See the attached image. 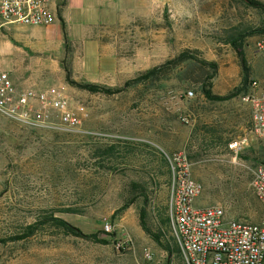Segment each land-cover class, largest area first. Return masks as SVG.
Returning a JSON list of instances; mask_svg holds the SVG:
<instances>
[{
    "label": "rangeland",
    "instance_id": "obj_1",
    "mask_svg": "<svg viewBox=\"0 0 264 264\" xmlns=\"http://www.w3.org/2000/svg\"><path fill=\"white\" fill-rule=\"evenodd\" d=\"M70 1L52 0L50 27L0 35V69L17 85L62 88L88 113L73 133L0 117V264H185L180 252L167 254L140 226L141 210L152 234L157 212L169 215L165 153H186L202 185L199 207L220 206L226 218L264 227V206L251 188L264 144L249 135L243 101L253 80L264 91V34H249L264 29V14L235 0H79L58 14L54 7ZM30 31L51 34L52 46L25 44L35 37ZM228 32L247 34L246 82L236 51L220 41ZM183 51L216 65L212 94L235 97L207 100L202 89L213 72L194 60L161 67ZM155 67L161 69L153 77L112 95L76 85L121 89ZM245 135L249 146L235 155L228 145ZM112 145L115 157L104 154ZM50 212L107 243L45 224L25 235Z\"/></svg>",
    "mask_w": 264,
    "mask_h": 264
},
{
    "label": "built area",
    "instance_id": "obj_2",
    "mask_svg": "<svg viewBox=\"0 0 264 264\" xmlns=\"http://www.w3.org/2000/svg\"><path fill=\"white\" fill-rule=\"evenodd\" d=\"M54 19L51 0H0V35L13 34L15 27H48ZM243 101L251 111L249 135L264 144V91L257 81L250 82ZM0 117L23 127L56 126L73 133L81 131L88 113L62 88L22 87L8 70L0 69ZM250 136L230 142L229 150L238 155L249 146ZM164 159L170 168L169 227L184 263L264 264V227L226 218L220 206H195L202 185L192 177L186 153H165ZM251 188L264 206V161L252 170ZM110 230L111 226L105 224L104 231ZM145 257L149 259L150 253Z\"/></svg>",
    "mask_w": 264,
    "mask_h": 264
},
{
    "label": "trees",
    "instance_id": "obj_3",
    "mask_svg": "<svg viewBox=\"0 0 264 264\" xmlns=\"http://www.w3.org/2000/svg\"><path fill=\"white\" fill-rule=\"evenodd\" d=\"M235 1H239L244 5H247L251 8H254L256 10H258L260 13L264 14V3H261L257 0H235ZM253 31V30H252ZM260 31V33L264 34V29H257L253 32H249V34H253ZM247 36L246 33H227V35L220 41H222L224 44L231 46L237 53V55L239 56L240 59V65L242 67V70L244 71V76H243V81L246 82L247 81V75L245 74L246 69V61H245V57L243 54V40L244 38ZM194 60L197 63H199L200 65L203 66H208L213 74H211L210 76L207 77V81H211L215 75V72L217 70L216 65L209 63L205 60L199 59L198 57H196L194 54H192L189 51H183L181 52L175 59L167 62L166 64H164L161 67H166L169 65H177L180 62H183L185 60ZM161 67H155L153 69L148 70L146 73L142 74L141 76H138L132 80H128L125 82L124 87L121 89H112V88H107V87H103V86H98V85H94V84H84V85H80V84H76L78 87H82L92 93H103L106 95H112L115 93H118L120 91H122L125 88L130 87L131 85H134L140 81L143 80H148L149 78L153 77L155 74H157V72L161 69ZM74 84V82H72ZM208 86H210V82L207 85H204V88L202 89V93L204 94V97L207 100L210 101H226L229 99H232L233 97H235L236 92H232L226 95H217V94H212L211 90L209 88H207ZM203 87V86H202ZM116 147L114 145L109 146L108 148H106V150H104V154L111 156V157H115L116 155ZM161 163H164L166 165V173L167 175H170V168L168 167V164L166 163V161L164 160V157L162 155H160ZM158 169V166H156ZM160 169V168H159ZM150 180H153V178H151ZM155 185V184H154ZM71 210H64L63 212H69ZM72 213V212H69ZM145 218H146V212L145 210H141L140 212V226L143 229V231L149 235L151 237V239L158 245V247L160 249H162L163 251H165L167 254L172 255L174 253V250L177 251V253H179V249L178 246L175 242V239L173 237V235L171 236H166L165 234V230L162 229V225L165 224V226L167 227V231L171 232V229L169 227V220H168V216L165 215V217H163L161 215V213L158 211L157 212V226H156V234H152L150 232V230L147 228L146 226V222H145ZM41 224H45L48 225L50 227H54V228H58V229H62L64 233L66 234H70L74 237H78V238H83L89 241H92L94 243H98V244H106V240L101 239L98 237L97 234H85L81 229H79L76 226L71 225L70 223H68L67 221H65L64 219L60 218V217H56L52 214V212H50L49 214H47L42 220H39L38 222H35L33 224L28 225L25 228V235H31L35 230H37V226L41 225ZM17 238L12 237V240H15ZM123 249V248H122ZM180 256V253H179Z\"/></svg>",
    "mask_w": 264,
    "mask_h": 264
},
{
    "label": "crops",
    "instance_id": "obj_4",
    "mask_svg": "<svg viewBox=\"0 0 264 264\" xmlns=\"http://www.w3.org/2000/svg\"><path fill=\"white\" fill-rule=\"evenodd\" d=\"M51 2H52V0H51ZM78 2H79V0H76V1L75 0L74 1L71 0L70 3L64 2L62 4V6H57V7H54V8L57 9L56 11L58 12V14H59V12H61L62 15H64V14H66L68 12V9L69 10H70V8L71 9H76L75 7L77 6ZM53 13H54V11H53ZM50 26H48V27H50ZM30 32H32V31H30ZM32 33L35 35V37L34 38H28V39L24 40L25 44L29 45L30 47H38L39 45L46 44V42L48 41L50 43V45L52 46L53 36L51 34H48V36H47L46 32L45 33L41 32V34H36L35 32H32ZM42 38H44V39H42ZM248 107H249V105H248ZM249 110H250V107H249ZM250 120H251V111H250V117H249V126H250ZM194 204H195V206L199 207V202H198L197 199L195 200Z\"/></svg>",
    "mask_w": 264,
    "mask_h": 264
}]
</instances>
